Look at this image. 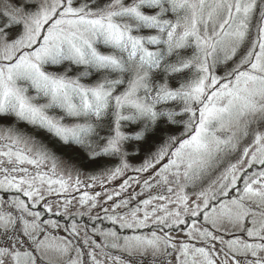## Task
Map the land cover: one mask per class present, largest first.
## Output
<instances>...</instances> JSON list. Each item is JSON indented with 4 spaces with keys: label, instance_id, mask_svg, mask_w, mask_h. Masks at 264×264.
<instances>
[{
    "label": "snow or ice",
    "instance_id": "snow-or-ice-1",
    "mask_svg": "<svg viewBox=\"0 0 264 264\" xmlns=\"http://www.w3.org/2000/svg\"><path fill=\"white\" fill-rule=\"evenodd\" d=\"M0 121V264H264V0H0Z\"/></svg>",
    "mask_w": 264,
    "mask_h": 264
},
{
    "label": "trees",
    "instance_id": "trees-1",
    "mask_svg": "<svg viewBox=\"0 0 264 264\" xmlns=\"http://www.w3.org/2000/svg\"><path fill=\"white\" fill-rule=\"evenodd\" d=\"M179 131H181L180 128H176V127H172V128H169V129H165L163 131V135L166 136L168 134H173V135H178L179 134ZM47 143V140L45 141ZM50 147H53V145L49 144ZM53 150L56 151L57 154L59 155H62L63 157L67 158L68 159V156L69 154L64 152V151H57L54 147H53ZM143 157H137L135 158L134 160H142ZM78 163V162H77ZM82 169L84 170H90V169H93L92 167H84V166H81ZM97 169V168H96Z\"/></svg>",
    "mask_w": 264,
    "mask_h": 264
},
{
    "label": "rangeland",
    "instance_id": "rangeland-1",
    "mask_svg": "<svg viewBox=\"0 0 264 264\" xmlns=\"http://www.w3.org/2000/svg\"><path fill=\"white\" fill-rule=\"evenodd\" d=\"M8 122L7 121H0V124H7ZM50 147V146H49ZM57 154V153H56ZM58 156H61L63 159H65V160H67V158H65V157H63L62 155H59V154H57ZM141 161L142 160H133L132 161V163H134V164H139V163H141ZM81 170L83 171V172H92L94 169H90V170H84V169H82L81 168ZM96 171H98L99 169L97 168V169H95ZM60 235H62L63 233H59Z\"/></svg>",
    "mask_w": 264,
    "mask_h": 264
}]
</instances>
